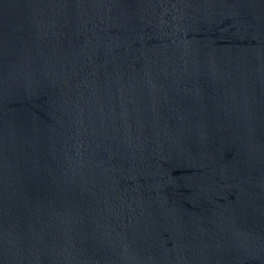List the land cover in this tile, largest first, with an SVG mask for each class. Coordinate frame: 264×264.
<instances>
[{
    "label": "water",
    "instance_id": "95a60500",
    "mask_svg": "<svg viewBox=\"0 0 264 264\" xmlns=\"http://www.w3.org/2000/svg\"><path fill=\"white\" fill-rule=\"evenodd\" d=\"M0 264H264V0H0Z\"/></svg>",
    "mask_w": 264,
    "mask_h": 264
}]
</instances>
